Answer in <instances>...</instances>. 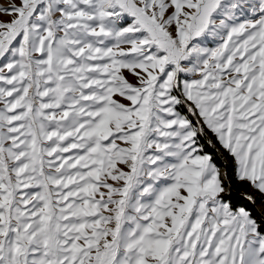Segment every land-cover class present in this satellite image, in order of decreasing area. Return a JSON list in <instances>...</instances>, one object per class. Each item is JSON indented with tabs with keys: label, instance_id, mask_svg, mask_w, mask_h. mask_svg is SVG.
<instances>
[{
	"label": "snow or ice",
	"instance_id": "obj_1",
	"mask_svg": "<svg viewBox=\"0 0 264 264\" xmlns=\"http://www.w3.org/2000/svg\"><path fill=\"white\" fill-rule=\"evenodd\" d=\"M0 12V264H264V0Z\"/></svg>",
	"mask_w": 264,
	"mask_h": 264
},
{
	"label": "rangeland",
	"instance_id": "obj_2",
	"mask_svg": "<svg viewBox=\"0 0 264 264\" xmlns=\"http://www.w3.org/2000/svg\"><path fill=\"white\" fill-rule=\"evenodd\" d=\"M19 2L20 0H0V7L7 8L11 4L19 6ZM11 18V16L0 12V21H8ZM125 76L130 83H136L135 78L126 71ZM114 99L121 103H129L119 96L114 97ZM181 111L184 115H189L186 109H181ZM189 118L195 120V117H191L190 115ZM209 138L213 141L212 145H209L207 140L203 137L200 138V143L203 145L205 153L212 156L213 162L221 170L222 174L224 172L228 173L231 184V194L228 198L234 205L245 207L248 211H250L252 216L257 219L258 222L264 225V199H262L260 194L253 190L248 184L240 183L235 179V174L233 172L234 163L232 157H230L229 154L224 151L218 143H216L215 138L212 137L210 133ZM226 183H228V181H226ZM249 196L253 198L255 203L247 199Z\"/></svg>",
	"mask_w": 264,
	"mask_h": 264
}]
</instances>
